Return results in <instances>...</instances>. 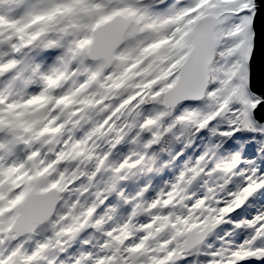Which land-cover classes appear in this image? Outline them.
<instances>
[{"label":"snow or ice","instance_id":"6c2138e0","mask_svg":"<svg viewBox=\"0 0 264 264\" xmlns=\"http://www.w3.org/2000/svg\"><path fill=\"white\" fill-rule=\"evenodd\" d=\"M0 264H264V0H0Z\"/></svg>","mask_w":264,"mask_h":264}]
</instances>
